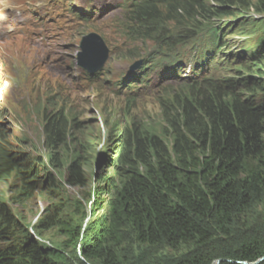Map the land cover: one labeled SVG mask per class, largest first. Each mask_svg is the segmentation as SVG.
<instances>
[{"label":"trees","instance_id":"trees-1","mask_svg":"<svg viewBox=\"0 0 264 264\" xmlns=\"http://www.w3.org/2000/svg\"><path fill=\"white\" fill-rule=\"evenodd\" d=\"M251 13L264 16V0H146L132 9L128 22L140 40L172 57L192 46L202 50L198 65L227 74L198 82L193 72L179 88L166 90L159 125L107 121L106 150L94 157L98 165L89 172L83 212L76 207L66 214L44 200L25 228L0 204V264H236L262 258L264 222L253 223L247 211L264 201V40L250 50L228 47L229 39L251 37L250 24L264 20ZM215 21L221 24L213 26ZM213 51L219 59L207 64L213 55H205ZM42 129L43 161L0 145L6 197L26 188L48 190L53 174L65 168L63 181L75 183L93 159L68 110L49 106ZM44 228L57 237L55 245L37 237ZM157 249L170 257L148 260Z\"/></svg>","mask_w":264,"mask_h":264},{"label":"rangeland","instance_id":"rangeland-1","mask_svg":"<svg viewBox=\"0 0 264 264\" xmlns=\"http://www.w3.org/2000/svg\"><path fill=\"white\" fill-rule=\"evenodd\" d=\"M164 15L165 11L161 9L160 16ZM251 17L264 18V16L254 13H251ZM127 20L128 18L122 14L109 21L105 20L98 27L88 28V34H98L110 50L108 59L96 82L90 84L89 88H85L82 82L72 78L71 71L74 72V67L70 69V64H66L71 58L72 63L75 62L77 66L78 55L81 54L82 49L80 42L84 32L71 40L69 45L71 47L67 46L63 40L61 41L60 47L55 51L57 62L50 61L56 58L48 57V55L45 60H39L38 56H41L40 52L43 53V51L32 47L31 41L14 38L7 44L0 43V145L4 148L14 147L22 153L31 154L43 161L47 153L43 147L42 117L44 111L49 113L50 106L56 110H60V108L68 110L69 115L75 118L79 127L83 128L81 133L88 142L87 146H91L93 158L87 161L88 168H85L80 179L75 183L69 184L63 181L67 171L65 168L61 170L60 175L53 174L56 179L52 188L40 192L26 188L22 189L18 195L9 198L4 195L5 177L0 175V204L25 228H28V224L32 222L36 215L35 212L44 200H52L55 207L58 208L57 211L66 214H73L76 207L78 210L84 211V197L91 179L89 172L95 171L98 165L97 161H94V157L100 150H106L103 138L107 130L105 125L107 121L132 120L151 125L162 123L160 103L168 99L164 95L166 90L179 88V84L177 82L165 83L162 89L157 88L146 93L144 91L145 94H140V97L136 99V94L132 93L136 91V87L128 88L127 86L134 84L127 80L131 66L138 61L140 66L158 62L160 55L159 51L155 50L148 42L140 43L138 36L131 40V36L128 35L131 27ZM166 20H161L159 23H165ZM214 23L221 24L220 21ZM250 25H252L250 28L252 30L250 31L251 38L240 36L231 38L229 47H253L264 40V20L255 21ZM254 25L255 29H253ZM167 26L168 24H163L164 28ZM151 31L152 29L149 32ZM178 50L179 56L162 55V57L168 60L183 59L185 62L193 64L198 54L202 53V50H196L192 46L182 47ZM130 52L134 53V58L129 57ZM1 56L22 59L7 60ZM15 62L17 63L15 64ZM206 63L211 62L206 61ZM194 76L198 82H202L205 77L218 78L220 73L207 66V70L197 69ZM75 85L78 89L75 88ZM127 100L130 103H126ZM49 172L51 173L50 170ZM247 216L250 221L252 220L253 223L255 221V224L258 223L261 227L264 222V201L261 204L253 205L247 211ZM247 223L249 222L247 221ZM247 223H244V220L241 222V224ZM37 237L46 245H55L57 240V237L51 234L47 228L40 230ZM140 255L138 252L136 253L137 257L142 258L143 255ZM145 255H147L146 252ZM155 255L156 259H167L171 254L167 250L157 249L145 257L151 260Z\"/></svg>","mask_w":264,"mask_h":264},{"label":"bare ground","instance_id":"bare-ground-1","mask_svg":"<svg viewBox=\"0 0 264 264\" xmlns=\"http://www.w3.org/2000/svg\"><path fill=\"white\" fill-rule=\"evenodd\" d=\"M19 3H21V0H17ZM39 1H42L43 5L45 6V8L47 9V21L45 23V27H44V30L46 32V34H48V38H53V39H58L59 40H63L64 43L69 46L71 44V40L76 37V36H79L82 32H84V34H82V41L80 42L81 44L83 43L84 41V37H87L89 34H88V28L91 27V26H94V27H98L99 25H101L103 22H104V19L102 17L99 18L98 17V20H85L83 23L81 24H77V25H74V26H70L69 28V31L68 33H65V28H62L60 27V25H58L60 22H61V19H62V16H61V11L59 10H56L52 7V4L49 0H38ZM60 1V0H59ZM62 1H65V3H69V5L73 6L76 2L80 1V0H62ZM145 0H143V3H144ZM0 2H2V0H0ZM37 2V3H38ZM94 6L96 9H101L102 7V4L100 1H95L94 2ZM30 8L29 6L27 7H24L22 8L21 10H25V9H28ZM76 9V7L74 8ZM104 10V9H103ZM103 10H102V13H103ZM123 12L119 10V6H116L113 10L111 11H107L106 12V20L109 21L110 19H114L116 17H118L119 15H122ZM52 17H55V18H58L59 21L58 22H51V24H49V19L52 18ZM52 25H55L57 27H53ZM64 29V30H63ZM118 29H119V26H118ZM137 30L135 29V35H137ZM54 34V35H52ZM56 35V36H55ZM240 37H243L241 35H239ZM200 40H205V39H200ZM139 42L140 43H146V42H143L142 40L139 39ZM151 44V43H149ZM195 44H198V43H195ZM230 46V43L228 44V47ZM71 47V46H69ZM184 47H190V46H184ZM255 46L253 47H244L243 49H247V50H250V49H253ZM166 48V47H164ZM230 48H234L236 49V47H230ZM57 50V49H56ZM43 53L41 52V56H38V59L39 60H45V58L50 56V57H53V58H56V59H52L50 61H54V62H57V56L55 57V51H52V50H47V48H43L42 49ZM81 53H83V49H81ZM79 56V55H78ZM28 57V56H26ZM130 57V56H129ZM134 56H132V58H134ZM1 58L3 59H7V60H18V59H22V58H6V57H3L1 56ZM208 59V58H207ZM26 61H28L27 58H25ZM139 62V61H138ZM138 62L134 63V65L138 64ZM17 62H15L16 64ZM199 63V62H198ZM67 65L70 64V69L74 67V72L71 71V75H73L72 78H74L76 81H79L80 83L82 82L81 80H79L78 78L84 76V77H92L95 73H99L102 71V67L100 70H98L97 72H90L89 70L85 69L83 66H81V56H79V58L77 59V66L74 63H72V60L71 58L69 59L68 62H66ZM190 63H185L183 66H182V69H190V68H194L195 66L191 65L189 66ZM162 65V64H161ZM212 65V64H211ZM219 65V64H218ZM159 68H161L159 66ZM182 69H179L177 68L176 69V74L177 75H181L182 73ZM138 72L139 73H134V83L135 84H128V88H133V87H136V91H133V95H135L136 99H138V97H140V94H145L143 93V91H140L139 89V85H141L142 83L145 82V76H146V73L142 74L143 73V69L142 67L138 66ZM198 72V71H197ZM226 75V73H224L222 76ZM221 76V77H222ZM184 77H188L187 75H184ZM173 79L175 78H167V77H163L161 80H158V81H154L158 84H153L151 86L148 87V89L150 88H154V89H162L163 87V84H167V83H172ZM129 80H132V78L130 77ZM83 83V82H82ZM177 83L179 85H182L183 81L182 80H177ZM1 85V84H0ZM84 87H85V84L83 83ZM120 85H123V84H120ZM88 88L90 87V85L88 84L87 85ZM15 88V87H14ZM75 88H77V85H75ZM78 89V88H77ZM16 90V88L14 89Z\"/></svg>","mask_w":264,"mask_h":264},{"label":"water","instance_id":"water-1","mask_svg":"<svg viewBox=\"0 0 264 264\" xmlns=\"http://www.w3.org/2000/svg\"><path fill=\"white\" fill-rule=\"evenodd\" d=\"M81 48L83 49V53L81 56V66L90 72H97L103 67L104 63L107 60V51L103 46V42L96 35H89L85 41L83 42ZM138 64L133 65L131 70H134ZM224 260L215 261L216 264H220ZM264 261V256L257 260L255 263H246V262H236V264H260ZM233 263L231 261H228Z\"/></svg>","mask_w":264,"mask_h":264}]
</instances>
